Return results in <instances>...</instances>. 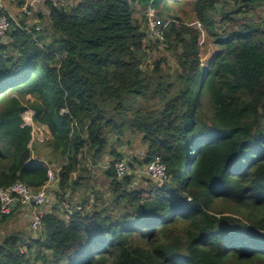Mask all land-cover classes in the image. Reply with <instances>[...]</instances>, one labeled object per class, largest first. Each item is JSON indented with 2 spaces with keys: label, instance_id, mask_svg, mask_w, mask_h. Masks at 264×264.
<instances>
[{
  "label": "trees",
  "instance_id": "1",
  "mask_svg": "<svg viewBox=\"0 0 264 264\" xmlns=\"http://www.w3.org/2000/svg\"><path fill=\"white\" fill-rule=\"evenodd\" d=\"M137 4L160 18L173 4L191 6L216 53L204 64L200 28L173 24L165 40H175L177 67L165 72ZM46 5L43 29L13 18L0 37V187L38 189L49 179L48 163L32 155L30 109L66 161L43 229L6 235L0 264H264V16L256 17L264 0ZM127 131L146 146L140 165L159 158L166 166L162 184L116 177ZM106 152L113 196L91 188L78 201V167Z\"/></svg>",
  "mask_w": 264,
  "mask_h": 264
},
{
  "label": "rangeland",
  "instance_id": "2",
  "mask_svg": "<svg viewBox=\"0 0 264 264\" xmlns=\"http://www.w3.org/2000/svg\"><path fill=\"white\" fill-rule=\"evenodd\" d=\"M4 1L7 4L5 8L12 15L13 14V0H4ZM77 2L78 0H74L73 5L74 4L76 5ZM38 3H39V8L37 12H40V9H41L40 7H42V5L40 4L42 3V1L39 0ZM146 12H147V9L144 10L138 4L136 5L135 16L142 23L143 28L147 31V35H149L153 32L150 31L151 27L149 25V19H148ZM170 12H171L170 17H167V15H165L163 18H160L161 16L159 17L161 21V26H160L161 32L163 31L166 34L169 33L171 31V26L173 24L178 28L183 24L187 26L199 27L201 31L199 40H200V45H201L202 61L204 62V64H206L205 62L210 61L213 55L216 53L218 47L214 42V37L207 31L206 27L200 25L196 15L192 11L191 6H184L183 8H180L176 4H173L171 6ZM146 16H147V22H144V18L146 19ZM176 16H178L179 18H177ZM263 16H264V10L258 9L256 17L261 18V20H263ZM46 21L47 20H45V18L42 21L44 26H46L48 23ZM154 36L156 37L154 41H150V42L148 41V45L153 44V49L151 50L152 59L155 61L156 59L160 57H165L166 62L165 64H163L164 70L165 72L172 73L176 69L177 65H176L174 58L171 55L172 51L170 50L169 45L174 43L175 40L170 39L168 40V42H166L165 35H163L162 33L159 36L154 34ZM50 39H51V34H48L47 40H50ZM26 99L27 101L36 100L32 96H27ZM138 101L142 103L145 102L144 98H139ZM26 114L29 116L30 120L33 123V140L34 141L31 143L33 157H39L42 160L49 163L50 165H52L53 168L61 169L63 163H65L66 161V158H63L62 156H60V152L59 153L55 152L54 136H52V134L50 133V130L48 129L46 125L38 126L37 125L38 123L33 121V115H34L33 109L28 110ZM77 126L78 125L73 124L72 131ZM112 140L114 141L115 138L114 137L113 139L111 138V141ZM117 148L123 151V155L130 158L129 160H132L134 155L140 158H144L142 152L145 150L146 146L145 144H143L140 135L138 134L133 135V133L127 131L123 138L122 146H117ZM127 157H125L124 159H127ZM133 167L134 165L132 164V168ZM95 169L98 170V172L95 174V178L91 182L92 185L97 186V187L100 186L99 188H96L99 191H103V190L108 191L109 188H106L108 186L105 187V184L109 181V179L106 180L107 178L106 169H103L101 167H96ZM137 173L138 174L134 175L133 171L131 170V172H128L126 176H128L130 180H133V178L135 177L136 178L135 181L138 182L137 184L142 183L141 182L142 180L147 181L148 179H150V177L142 175L139 171ZM111 179L112 178H110V180ZM131 185H133V183ZM58 187L59 185L57 182L55 183L53 188L49 190L47 202L43 205V208L46 212L50 210V208L52 207V205L55 203L57 199L55 195V190L58 189ZM51 195H53V200H50ZM0 215L3 216V214L1 213ZM9 215L11 216H9L6 219H2L0 221V242L4 240L6 235L12 232L22 233L25 237L38 236L39 231H35L31 228V217H32L31 208L24 207L23 205L18 204V207L14 208L12 213ZM24 249H25V246H24Z\"/></svg>",
  "mask_w": 264,
  "mask_h": 264
},
{
  "label": "built area",
  "instance_id": "3",
  "mask_svg": "<svg viewBox=\"0 0 264 264\" xmlns=\"http://www.w3.org/2000/svg\"><path fill=\"white\" fill-rule=\"evenodd\" d=\"M36 1L37 0H26V13L32 7H35ZM147 16L151 27L150 31L158 36L161 33L165 35L163 31L161 32V21L155 7H149ZM12 20L13 17L4 11L2 9V4H0V37L6 36L11 30ZM60 113L67 114L69 113V110L67 108H62ZM73 124L78 125L76 121H74ZM130 166V162L125 159L116 161L114 163L116 176L118 178L125 177L129 172ZM59 172L60 168L55 169L52 165L48 164L49 179L39 189H33L22 181H17L7 187H0V213L4 216L9 215L18 204L23 205L24 207H29L32 209L31 228L35 231H41L44 227L43 216L46 213L43 205L47 202L49 190H51L53 185L59 180ZM139 172L144 176L154 179L159 185L167 179L166 166L161 163L159 158L153 162L144 164L139 169Z\"/></svg>",
  "mask_w": 264,
  "mask_h": 264
},
{
  "label": "crops",
  "instance_id": "4",
  "mask_svg": "<svg viewBox=\"0 0 264 264\" xmlns=\"http://www.w3.org/2000/svg\"><path fill=\"white\" fill-rule=\"evenodd\" d=\"M24 1H25V3L23 4V6L20 7V6H18V0H13V14L12 15L5 8L7 6V4L5 3L4 0H0V4H2V9L5 12H7L9 15H11L14 18V20H17V21L23 20L25 22V24L27 25V27H29L30 29H35V30L43 29V26H42L43 22L42 21L45 17V20H47L46 22H48V16L50 14L49 10L47 9V5H46V1H48V0H41L42 3L40 5H42V7H40L41 8L40 12H37L38 8H39V3H38L39 0H37L35 2V7H32L29 11H27V13L25 12L26 0H24ZM54 1H61V2L66 3V4H69V5L72 4L73 5L74 0H54ZM79 2H80V0H78L77 3H79ZM35 12H37V13H35ZM37 125L39 126L42 124L38 123ZM42 126H44V125H42ZM33 141L34 140L32 138V142ZM118 150L123 153V151H121L120 149H118ZM142 154H143V152H142ZM125 157H127V156L124 155L123 159ZM129 159L130 158L127 157V159H125V160H128V162H130L134 165L133 168H132V166H130L129 172H131V170H132L134 175L138 174L137 172L144 165V164L140 165L141 161L144 158H140V157H137L134 155L132 160H129ZM113 160H114V157H113V155L109 154V152H106L99 157H95L93 155V153L86 155L85 159L82 160L81 165H80V167H78V170H77L79 183L81 184V186L79 187L80 193H78L75 197L78 201H81V200L83 201V199L86 196L84 194L86 189H91V188L96 189V188L100 187V186L99 187L94 186L91 183L93 181V179L95 178V174L98 172V170L95 169L96 167H101L103 169H106V176H107L106 180L109 179V181L105 184V187L108 186L106 188H109V190L108 191H105V190L100 191L101 192L100 197L104 198L106 200V199H109L113 196V190H112L111 184H110L112 179L110 180L111 177L108 175V173H109L108 171L110 169L109 165ZM126 177H128V176H126ZM126 177H124V178H118L117 177V178L120 179V181H125ZM133 180H134V182H133ZM133 180H130V182H129L130 186H136V185L143 186V184L146 183L145 181L142 180L141 181L142 183L137 184L138 182L135 181L136 180L135 177L133 178ZM132 183H133V185H131ZM50 200H53V195L50 196ZM102 201L103 200L99 199L98 204L101 205ZM50 210H51V208H50Z\"/></svg>",
  "mask_w": 264,
  "mask_h": 264
}]
</instances>
